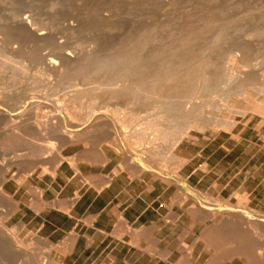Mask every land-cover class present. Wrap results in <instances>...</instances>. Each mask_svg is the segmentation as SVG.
<instances>
[{"label":"rangeland","instance_id":"374dc122","mask_svg":"<svg viewBox=\"0 0 264 264\" xmlns=\"http://www.w3.org/2000/svg\"><path fill=\"white\" fill-rule=\"evenodd\" d=\"M107 1L70 0L66 5H69V9L65 6L62 9L64 12L61 11L63 14L75 11L80 17L86 14L87 16L90 15L91 20L97 25H101V18L98 17L99 13L109 17L111 27L108 32L111 31V33L107 36L105 49L116 45L128 31L127 28L124 32L118 33L117 26L114 24L127 12L126 9L120 10L117 7L126 8L131 0ZM212 1H206L209 2L208 5L211 8L213 3L210 4V2ZM228 1L233 10L234 21H232V28L227 33L224 41L211 45L217 36L216 32L211 30L204 32L203 37H199L196 44L198 50L196 52L199 55L194 61L198 63L201 60L213 57L216 61L214 70L217 72V81L214 80L213 86L205 91L195 93L192 97H189L190 99L187 97L186 99H174L172 101L174 104L172 113L178 119L180 117L178 121L186 118L192 119L193 123L190 125L191 127L188 126L185 128L186 130L184 129L185 132L183 130L179 134L175 127V131L173 128L168 129L169 135L167 137L163 135V125H159L161 110L150 105L148 101L134 102L128 97L115 99L111 96L109 87L106 86L96 90L90 82L79 78H71L68 74L62 75L59 70L57 72L59 77L44 74L41 65L28 63L21 59L18 54L9 51L5 43L0 42V55L2 57L7 55V58H0L3 59L0 61V67L2 68L0 69V90L8 95L6 99L0 100V110L10 115L11 118L17 116L20 111H28V114H32L34 111L32 115L35 118L33 117L30 120L32 124L35 123V119L39 120V118L54 121L53 116L50 114L52 110L55 112L60 111L61 115L57 116V120L59 118L62 120V128L57 129V179L54 182L49 183L46 177L40 178L39 171H36L27 180V183L18 185L11 179L12 173L19 176L25 175L26 170H20V167L15 164L5 173L7 178L5 190L20 205V211L8 219L7 226L13 233L15 232V236L23 243L18 246L13 244L14 247L18 248L21 257L27 258L26 260L32 264H44L47 259H52L57 264H256L258 261L264 262V258H244L242 256L223 258L222 256V253L232 244L235 245L243 240L249 242L248 239L242 238V236H236L230 232L224 233V231H230V228L240 225L246 230L259 234L263 232L264 234V92H262L264 91V0ZM240 1L241 3H239ZM115 2L120 3L116 4ZM156 2L154 10L162 16L161 19H170L178 11L177 9L186 7L192 1L156 0ZM113 6L115 9H113ZM161 9L162 11H160ZM16 11H20L22 16L27 14L25 8L15 7L10 0H0V23L10 24L15 18ZM91 11H95V13H91ZM168 14L170 15L168 16ZM116 15H119V19ZM64 19L57 20V42L79 44L81 50L86 52L88 43H86L84 31L81 32L80 40L77 38L70 40L71 35L63 29L64 25L68 24L70 20L66 21V18ZM113 26L115 27L112 28ZM108 43L110 44L108 45ZM246 45L250 46V49L243 51L241 47ZM206 47L209 48L208 52L203 51ZM229 56L242 57V60L231 63ZM4 60L7 63H4ZM9 60H12V63ZM3 63L4 66H2ZM19 63L22 64L21 67ZM23 65H25L28 72L23 70ZM241 71H245V73L243 74ZM247 71L251 72L248 73ZM234 79H237V81H234ZM261 80L263 82H260ZM242 81L247 82V84L239 90L240 84L238 82L241 83ZM254 85L256 86L252 87ZM33 89H38L41 92L39 98L31 99L28 97L29 92ZM52 89H55V93ZM229 90H231V93ZM62 98L64 99L61 101ZM31 105L33 109L29 110L28 108H32ZM63 105H68L65 112L60 110ZM220 105L221 107H219ZM234 107L236 109H233ZM94 108L97 111H92ZM186 109L188 110L186 111ZM241 110L242 112H240ZM54 111H52V114L55 113ZM136 114L137 116H135ZM107 115L109 117H103ZM155 115H158V117L156 116L157 119ZM201 116L203 118H200ZM101 120H107L108 125H99L98 121ZM123 120L126 121L123 122ZM72 121L74 124L71 123ZM230 122L233 123L231 126L229 125ZM149 125H152L150 129ZM128 127L130 128L128 129ZM133 127H137L136 130ZM138 129L142 131H138ZM29 134L31 133L11 134L9 137L5 135L4 138L3 135H0L1 154H5V158L8 157V160L11 161L25 158L21 155L27 151L26 148L36 142L41 144V141L35 138L36 136L34 137L32 134L30 136ZM69 134H72V137ZM37 137L40 138V136ZM149 137L153 138L150 139ZM158 138L160 139L159 142H157ZM164 139L166 140L162 143ZM138 141H142V144ZM151 146L155 147V150L151 149ZM10 154L11 156H9ZM178 160L181 162H178ZM137 167L140 169L138 170ZM60 171L63 176H61ZM111 179L117 180L115 186L122 190L121 195L124 199H135L139 206L136 211L119 208L117 215L121 216L120 213H124L130 223L126 226L127 228L124 225H116L112 231L113 221L111 218V221H108L109 218L105 215L99 217L94 228H90L86 222H88L89 217L94 218L96 216L98 209L89 208L86 210V205L95 196V192L86 188L96 184L100 186V182L106 183ZM28 187H38L44 190V199L48 202H52L57 198V209L45 208L40 213L31 210L28 204L32 202L33 196L28 192ZM51 188H55L56 192H53ZM199 192L202 194L199 195ZM73 196H77V200H79L70 217L61 211L67 209L65 201ZM109 197L108 193L102 194L104 201L108 200ZM237 217L241 219L238 220ZM20 222H23V224L19 228L17 227L18 229L13 228ZM104 227H107V229L103 230ZM258 227L262 228L259 229ZM35 235L40 238H34ZM31 237L34 240L30 239ZM45 239L48 240V244ZM250 240L252 241V239ZM49 244L54 247L50 253ZM48 254L50 258H47ZM14 258L16 257L11 256L10 259H4V256L0 255V264H3L1 262L6 263V261L9 264H12V262L13 264H20L25 260V258H17V260Z\"/></svg>","mask_w":264,"mask_h":264},{"label":"bare ground","instance_id":"6f19581e","mask_svg":"<svg viewBox=\"0 0 264 264\" xmlns=\"http://www.w3.org/2000/svg\"><path fill=\"white\" fill-rule=\"evenodd\" d=\"M10 1L14 4L15 7L17 6L19 8H21V7L25 8L27 14H24L22 16V13L20 11H16L15 15H14L15 18L13 19V21L10 24L4 25V24L0 23V42L5 43L8 46L9 51H11L12 53L18 54V56H20L21 59L27 61L30 64L41 65L44 74L47 73L49 75H57V72L59 70V73L62 75L68 74L71 78H77V79L79 78L81 80H86L87 82H90V84L93 85L96 88V90L97 89L99 90V89L106 87V86L109 87L111 96L115 99H119L122 97H125V98L128 97L134 102L148 101L150 103V105L161 110V114L159 116V125H163V128H164L163 129V135L165 137H167L169 135L168 129L173 128V130H174V127H175V128H177L175 130H178V134H179V132H182L185 128H187L188 126H190L193 123L192 119H186V118L183 120L181 119V121H178L180 119V117L178 119L172 113V110L174 107V104L172 101H174V99L182 100V99H186L187 97L188 98L192 97L195 93L205 91V90L209 89L211 86H213L214 80L217 81L216 80L217 79V72L214 70V67L216 66V61L214 60L213 57L206 58L204 60H201L198 63H196L194 61L199 55L197 53L198 50L196 48V44L198 43V38L203 37L202 35L204 32H209L211 30H214L216 32L217 36L215 38V41H213V43H211V45H214L215 43L220 42V41H224L227 33L232 28V21H234V18L232 16L233 10H232L231 4L229 3L228 0H213V1L211 0L212 2H210V4L211 3L214 4V6L212 4V8L208 5L209 2L208 3L206 2L208 0H191L192 2H189V4H187L186 7H184V8H186L185 10H183L184 8H182V7L177 9L178 11H176V13L172 17L170 16L171 17L170 19H161L162 16L159 15V13L154 10V7H156V3L161 2V1L156 2V0H140V1L131 0L130 2H128L129 6L126 5V8H124V7L121 8L119 6L117 7L120 10L126 9L127 12H125V14L120 17V19H119V15L121 13L118 16L116 15V17H118L119 20L116 22L114 21L115 22L114 25L117 26L116 29H117L118 33L124 32L125 29L127 30V28H128V31H126V34L124 35V37L120 41H118V43L116 45L111 46L109 49H105L104 45L106 44L107 36L109 33H111V31L108 32L110 30L109 28L111 27V24H110L111 20L109 19V17H105L104 15L99 13L98 17L101 18V20H100L101 25L100 24L97 25V23H94L91 20L90 15L87 16V14L85 16H82V17L78 16V14L75 11L73 13L63 14L61 11H63L62 9L70 2V0H10ZM174 1L175 0H173V2ZM78 2H80V1H78ZM110 3H112V2H110ZM119 3L120 2H118L116 4H119ZM176 3H178V1H176ZM239 3H241V1ZM103 4H104V2H103ZM162 5H163V3H162ZM68 6H66V7L68 8ZM103 6H105V5H103ZM107 8H108V4H107ZM128 8H129V10H128ZM103 9H105V8H103ZM113 9H115V7ZM213 9H214V11H213ZM160 11H162V9ZM92 12L93 11H91V13ZM165 12H166V10H165ZM84 13H86V12H84ZM93 13H95V11ZM62 15H65V16H62ZM169 15L170 14H168V16ZM64 18H66V21L68 19L70 20V22H68V24H65V25L63 24L64 25V28H63L64 31L69 32V34L71 35L70 40L73 38L74 39L77 38L80 40L81 32L84 31L86 41H87L86 43H88V49L86 50V52H83L81 50L79 44L73 45L72 42L71 43L70 42H65V43L64 42L63 43L57 42V39H58L57 38V35H58V33H57V20L58 19L59 20L64 19ZM93 20H94V18H93ZM106 23H107V26H106ZM115 26H113L112 28H114ZM58 32H60V31H58ZM114 35H116V34H114ZM111 39H112V37H111ZM108 41H110V40H108ZM76 43H78V42H76ZM109 44L110 43H108V45ZM241 48L243 49V51L244 50L248 51L250 49V46L248 47L246 45V46H242ZM208 50H209V48L206 47L203 51L208 52ZM3 57L0 55V58H3ZM5 57L7 58V55ZM2 60L0 59V61H2ZM5 60H7V59H5ZM5 60H4V63L6 62ZM230 60H231V63H237V62H239V60L240 61L242 60V57L234 56V57H230ZM15 61H17V60H15ZM9 62L12 63V60L11 61L9 60ZM4 63L2 66H4ZM228 63H229V61H228ZM15 64H16V62H15ZM21 65L22 64H20V67H21ZM234 65H236V64H234ZM255 67H258V66H255ZM15 68L18 69L17 67H15ZM22 68H23V70L27 71L25 65H23ZM241 68H242V66H241ZM245 68H246V66H245ZM0 69H2V68L0 67ZM246 70H248V69H246ZM250 72H248V73H250ZM221 73H223V72H221ZM242 73L244 74L245 71ZM22 74H24V73H22ZM233 74H235V73H233ZM70 77H68V78H70ZM227 77H228V75H227ZM11 78H13V77H11ZM14 79H15V76H14ZM235 80L237 81V79H234V81ZM12 81H13V79H12ZM260 82H263V81L261 80ZM238 84H240L239 85V90H240V89H243L245 87L247 82L242 81L241 83L238 82ZM81 85H82V82H81ZM255 86L256 85H254L252 87H255ZM227 87H228V83H227ZM257 87H258V85H257ZM234 89H236V88H234ZM52 90L54 91L55 89H52ZM230 91L231 90H229V92ZM262 92H264V91H262ZM40 93L41 92H39L38 89H33L29 92L28 97L31 99L39 98ZM54 93H55V91H54ZM248 93H250V92H248ZM227 94H226V96H227ZM44 96L46 98L45 94H44ZM214 96H216V95H214ZM7 97H8V95L4 91L0 90V100H4ZM63 97H65V96L63 95ZM243 97H245V96H243ZM52 98H54V97H52ZM91 98H92V96H91ZM63 99L64 98H62L61 101ZM40 100L42 101L43 99H40ZM93 101H94V99H93ZM124 102H126V101H124ZM56 104H57V102H56ZM228 104L230 105V103H228ZM22 105H23V103H22ZM224 105H226V104H224ZM69 106H70V104H69ZM194 106H196V105H194ZM231 106H232V104H231ZM24 107H25V105H24ZM31 107H32V105H31ZM38 107H39V105H38ZM219 107H221V105ZM34 108H36V107H34ZM67 108H68V105H63L60 107V110H63L65 112L67 110ZM28 109L29 110L33 109V107L28 108ZM195 109H196V107H195ZM233 109H236V108L234 107ZM6 110H8V109H6ZM95 110L96 109L94 108L92 111H95ZM187 110L188 109H186V111ZM198 110H200V109H198ZM52 111H54V110H52ZM52 111L50 114L53 116L52 118L54 119V121H51V119H47V118H43V119L39 118V120L35 119V121H34L35 123L32 124V123H30V120L33 117L35 118V116L32 115L34 111L32 112V114H30V113L28 114V111H20V112L18 111L19 114L15 117L11 118L10 115H8L5 112H2L0 110V135H3V138L5 135L9 137L11 134L16 135L19 133L28 132V133H31L32 135H34V137L36 136L35 138L37 140L41 141L40 142L41 144H39L37 142L34 143V140H33L34 144L32 146H30L29 148H26L27 151L25 153L21 152V153H23V155H21V157H25V158L19 159L18 161L8 160V157L6 159L5 154H3L4 155L3 156L0 152V175H1L0 176V255H3L4 259L5 258L10 259L11 256L16 257V258H14L16 260H17V258H25V257H21L20 256L21 254L19 253L18 248L13 246V244H15V246H18L20 244L22 245L23 244L22 241L19 240L15 236V234H14L15 232L13 233V231H11L7 226L8 219L20 211V205H19V202L5 190V183L7 182V178L5 177V173L8 172L9 168L14 164L18 165L20 167V170H23V171L26 170L25 175L19 176L16 173H14V174L12 173L11 179L14 181V183H16L18 185H22V184L27 183V180H29L30 177H32L36 171H39V177L40 178L46 177V179L49 183L54 182L57 179V129L62 128V120L60 118L57 120V116L59 117L61 115L60 111H57V112L54 111L55 112L54 114H52L53 113ZM135 111H136V109H135ZM193 112H195V111H193ZM240 112H242V110ZM243 112H244V110H243ZM198 113H199V111H198ZM69 114H71V113H69ZM44 115H46V114H44ZM103 115H104V113H103ZM192 115H194V114H192ZM46 116L48 117V115H46ZM135 116H137V114ZM156 116L158 117V115H155V117ZM202 116L200 118H203ZM49 117L51 118V116H49ZM69 117H71V115H69ZM100 117H102V116H100ZM103 117L105 118V117H109V116L107 115V116H103ZM132 117H134V116H132ZM157 117H156V119H157ZM63 118H64V116H63ZM223 118L225 119V117H223ZM121 119H123V118H121ZM134 119L136 120V118H134ZM147 119H148V117H147ZM111 120H112V118H111ZM208 120H210V119H208ZM63 121H65V120L63 119ZM88 121H90V120H88ZM125 121L123 120V122H125ZM148 121H150V120H148ZM151 121H152V119H151ZM229 121H231V120H229ZM71 123L74 124L73 121ZM120 123H121V121H120ZM98 124L99 125H108V122H107V120H101V121H98ZM117 124H119V123H117ZM210 124H212V123H210ZM232 124L233 123L230 122L229 125L231 126ZM65 125L67 126V124H65ZM115 126H116V124H115ZM135 126H137V125H135ZM151 126L149 125V129ZM129 128L130 127H128V129ZM135 128H137V127H135ZM134 129H133V131H134ZM141 129H142V127H141ZM145 129H146V127H145ZM201 129H200V131H201ZM123 130H124V128H123ZM185 130H184V132H185ZM138 131H142V130L138 129ZM107 132H109V131H107ZM107 132H104V133H107ZM66 133H68V132H66ZM31 134H29V135L31 136ZM138 134H136V135H138ZM174 134H176V133H174ZM181 134L184 135L183 133H181ZM69 135H67V136H69ZM83 135H85V134H83ZM160 135H162V134H160ZM37 136H40V138H38ZM174 136H176V135H174ZM180 136H179V138H180ZM11 137H10V139H11ZM78 138H77V141H78ZM151 138H153V137H151ZM160 138H161V136H160ZM122 139H124V138H122ZM16 140L18 141V139H16ZM101 140H102V138H101ZM159 140L160 139L158 138V141L157 140L156 141L159 142ZM165 140L166 139H164V141H162V143H164ZM28 141H29V139H28ZM149 141H151V140H149ZM152 141H153V139H152ZM175 141H178V140H175ZM30 142H31V140H30ZM133 142H136V141H133ZM141 142H139V143H141ZM8 143H9V141H8ZM133 145H135V144H133ZM170 145H172V144H170ZM9 146H10V144H9ZM136 146H137V144H136ZM145 147H147V146H145ZM152 148L153 147L151 146V149ZM22 150H24V149H22ZM14 151H15V149H14ZM152 153H154V151H152ZM146 154H147V152H146ZM9 156H11V154ZM19 156H20V154H19ZM11 159H12V157H11ZM178 159H179V157H178ZM178 162H181V161L178 160ZM59 164H60V162H59ZM139 169L140 168H138V170ZM77 170H78V168H77ZM171 171H173V170H171ZM79 172H80V170H79ZM79 172H77V173H79ZM168 174H170V173H168ZM163 180L165 181V178H163ZM180 180H181V178H180ZM176 181H177V179H176ZM185 182L187 183V181H185ZM106 183L100 182V185L101 186L103 185V187H104V184H106ZM51 189L53 192H56L55 188H51ZM28 192L33 196V200L31 198L32 202L28 205L31 208V210L35 211L36 213H40L45 208H50L53 210L57 209V198L52 202L46 201L44 199V192H45L44 190H41L38 187H28ZM75 194H76V192H75ZM198 194L200 195L202 193L199 192ZM56 196H57V194H56ZM209 196H211V195H209ZM206 197H208V196H206ZM242 197L244 198V196H242ZM75 200H77V196H73L69 200L65 201V206L67 209H65L64 211L67 214H71L70 213V210L72 209L71 206H72V204H74ZM197 203H198V201H197ZM205 204H203V205L205 206ZM211 204H213V203H211ZM241 204H243V203H241ZM208 207H210V206H208ZM248 207H249V204H248ZM206 209H208V208H206ZM215 209H213V210H215ZM194 210H193V212H194ZM115 211H116V209H115ZM195 213H196V211H195ZM236 215H237V213H236ZM117 218H118L117 219V225H119V226L124 225L126 227V223L124 221V218H122L121 216H118ZM210 218H211V216H210ZM220 219H222V218H220ZM240 219L238 218V220H240ZM251 221H254V220H251ZM94 222H95V219L89 217L88 222H86V223L89 226H93ZM249 223H250V221H249ZM256 223H257V221H256ZM21 224H23V222L18 223L13 228H17V227L19 228L21 226ZM204 225H205V223H204ZM261 228H259V229H261ZM119 229H121V228H119ZM203 229H204V226H203ZM228 232H230L231 234L236 235V236H242V238L248 239L249 242H244V240H243L242 242H238L235 245H233L231 243L232 246L229 247L228 249H226L222 253L223 258H234L235 256H238V257L242 256L244 258H246V257H248V258H260V259L264 258V234H263V232H262V234H259L257 232H253L251 230L249 231L248 229L246 230V228L245 229L242 228L240 225L230 228V231H228V230L224 231V233H228ZM116 233H117V231H116ZM34 238L39 239L40 237L35 235ZM30 239H32V237ZM250 239H252V241ZM32 240H34V239H32ZM45 241L47 244L49 243L47 239H45ZM205 242H206V240H205ZM129 243H131V242H129ZM27 244H30V243H27ZM38 244H39V241H38ZM47 244H45V245H47ZM24 245H25V243H24ZM45 247H48V246H45ZM53 249H54V247L52 245H50L49 253ZM45 256H46V253H45ZM28 257H30V256H28ZM33 258H34V256H33ZM47 258H50L49 254L47 255ZM26 259L27 258H25V260H23V261L20 259L22 261L20 264H32L31 262H28ZM12 261H8V262H12ZM1 263L9 264V263H7V261H6V263L5 262H1ZM12 264H13V262H12ZM44 264H57V263L52 259H47L46 261H44ZM256 264H264V262L258 261Z\"/></svg>","mask_w":264,"mask_h":264},{"label":"crops","instance_id":"0c3cea01","mask_svg":"<svg viewBox=\"0 0 264 264\" xmlns=\"http://www.w3.org/2000/svg\"><path fill=\"white\" fill-rule=\"evenodd\" d=\"M60 173H61V171H60ZM61 175L63 176V173H61ZM109 182L104 184V187H103V185L98 186V184H96V185H90L89 188H86L88 190L95 192V196L92 199V201L88 205H86V208H87L86 210H88L89 208H93V209L97 208L98 209L96 216L93 218V219H95L94 225L90 226L91 228L95 227V223H97L100 216L105 215L106 217L109 218L108 221H111V219H112V221H113L112 224L114 225V226H112V230H114L116 225H117V219H118L117 214L119 213V208L122 207L125 210L131 209V210L136 211L138 206H139V204L136 202L135 199H126V198L124 199V197L121 195L122 190L118 189L117 186H115V184L117 183L116 179H114V180L111 179ZM103 193H108L110 195L108 200H106V201L103 200V198H102ZM78 200H75L74 204H72V206H71L72 209L70 208L71 214H72V210L74 209ZM114 208L116 209V211ZM61 212L65 213L66 215H68L70 217L72 216L71 214H67L65 211H61ZM120 214H121V217L124 218L126 226H128V224H130V223L127 220V218L124 216V213H120ZM105 229H107V227H104L103 230H105ZM101 232L106 233L104 231H101Z\"/></svg>","mask_w":264,"mask_h":264}]
</instances>
